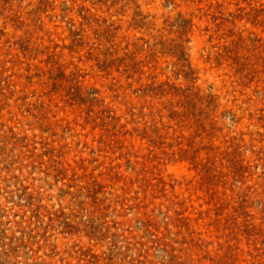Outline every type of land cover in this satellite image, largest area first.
Wrapping results in <instances>:
<instances>
[{"label":"rangeland","instance_id":"374dc122","mask_svg":"<svg viewBox=\"0 0 264 264\" xmlns=\"http://www.w3.org/2000/svg\"><path fill=\"white\" fill-rule=\"evenodd\" d=\"M0 264H264V0H0Z\"/></svg>","mask_w":264,"mask_h":264}]
</instances>
